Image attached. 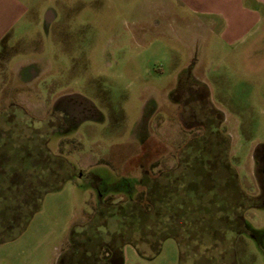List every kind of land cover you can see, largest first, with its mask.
Returning a JSON list of instances; mask_svg holds the SVG:
<instances>
[{
  "label": "rangeland",
  "instance_id": "1",
  "mask_svg": "<svg viewBox=\"0 0 264 264\" xmlns=\"http://www.w3.org/2000/svg\"><path fill=\"white\" fill-rule=\"evenodd\" d=\"M17 1L27 12L0 41V219L5 199L15 220L0 264H97L102 247L122 264H188L234 234L235 264H264V207L247 200L264 0ZM69 95L98 118L51 133Z\"/></svg>",
  "mask_w": 264,
  "mask_h": 264
},
{
  "label": "flooded vegetation",
  "instance_id": "2",
  "mask_svg": "<svg viewBox=\"0 0 264 264\" xmlns=\"http://www.w3.org/2000/svg\"><path fill=\"white\" fill-rule=\"evenodd\" d=\"M188 81L191 85L189 90L193 89L194 95L197 97L201 95H207L202 86L190 80ZM180 88L181 86H178L176 90H180ZM97 118L98 112L91 103L81 97L69 95L62 96L55 100L53 106L50 109V113L46 117V120L49 124L51 133H68L80 123L95 121ZM45 150L46 155H48L49 151L46 148ZM65 166L67 170H73L74 173L72 177H74L75 174L77 177L81 176L73 167H71V165ZM231 169L235 172V169ZM252 173L254 175L257 193L253 197L249 198V200L252 202L249 207H264V145H259L253 152ZM126 200L131 202L133 201V199L129 196L126 197ZM239 218L241 226L243 227V215L241 214Z\"/></svg>",
  "mask_w": 264,
  "mask_h": 264
},
{
  "label": "crops",
  "instance_id": "3",
  "mask_svg": "<svg viewBox=\"0 0 264 264\" xmlns=\"http://www.w3.org/2000/svg\"><path fill=\"white\" fill-rule=\"evenodd\" d=\"M26 12L27 8L25 5L17 0H0V41L11 29H13V27L19 23V21L25 16ZM235 237L236 236L234 234L229 246L222 245V248L220 249L214 246L218 252L215 254V258H211L210 256V253L213 249L211 247L209 250L205 249L203 251H195L190 245H187L188 250L191 248L188 252L186 251L187 254L193 255L188 256V264H211V261L216 264H235V249L233 247L234 241L236 240ZM187 243H190V241ZM221 251L224 253L222 256L220 255ZM218 256L221 257L217 258ZM207 257L211 259H208Z\"/></svg>",
  "mask_w": 264,
  "mask_h": 264
},
{
  "label": "trees",
  "instance_id": "4",
  "mask_svg": "<svg viewBox=\"0 0 264 264\" xmlns=\"http://www.w3.org/2000/svg\"><path fill=\"white\" fill-rule=\"evenodd\" d=\"M249 200V198H247ZM3 206L5 207V212L7 214L6 220H1L3 221L2 226L0 227V242L7 240L13 236L12 233V224H14L15 220L12 219V215L8 212L10 211V206L8 205L7 201H2ZM2 208V207H1ZM11 216V217H10ZM116 250H118L116 252ZM101 255H104L107 257L106 261L101 260ZM61 264H65L64 260L61 261ZM69 264V263H68ZM97 264H122V252L120 249H115L113 247L106 248L102 247L100 249L99 255H98V263Z\"/></svg>",
  "mask_w": 264,
  "mask_h": 264
}]
</instances>
